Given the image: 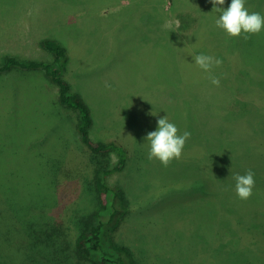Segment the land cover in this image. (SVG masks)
Segmentation results:
<instances>
[{
  "label": "rangeland",
  "instance_id": "1",
  "mask_svg": "<svg viewBox=\"0 0 264 264\" xmlns=\"http://www.w3.org/2000/svg\"><path fill=\"white\" fill-rule=\"evenodd\" d=\"M192 3L210 15L191 20L187 30L178 31L180 13L198 17ZM230 3L225 0L223 7ZM179 6L177 0H0V61L6 55L51 61L41 41L56 39L69 60L64 78L90 111L91 140L118 141L126 149V167L107 182L126 189L132 204L133 211L117 230L116 241L130 248L138 264H218L206 256L214 249L233 246L235 222L264 227V192L261 200L253 191L247 200L236 196L229 203L216 201L217 196L205 195L203 170L195 159L201 152L199 135L213 129L221 116L236 122L244 115L242 106L251 101L245 100L244 93L252 96L251 103L259 102L264 94V30L247 40L243 36L229 39L215 25L219 14L212 12L209 0H189L187 6ZM246 7L258 12L256 7ZM167 22H172L171 28L165 27ZM191 33L195 49L187 52L177 40L187 43L185 37ZM216 47L217 56L222 62L228 57L225 63L231 66L227 88L221 82L225 81L223 71L205 72L192 56L207 55ZM210 77L218 78L219 86ZM211 86L213 91L208 89ZM165 116L178 127V134L191 133L181 158L167 167L148 159L146 141L147 134L157 129L158 119ZM76 123L77 113L59 106L57 87L39 71L0 75V196L11 202V225L14 210L22 207L24 213V204L36 194L35 184L40 185L38 195L42 194L41 183L49 179L50 164L63 166L68 160L78 169L89 163L105 168L116 164L115 154L101 156L86 149ZM220 125L215 126L218 132ZM70 200H77L69 215L70 228L78 234L84 227L82 217L97 205L87 177ZM58 209L57 204L43 205L44 213L55 222H59ZM211 215L214 218L208 223ZM218 220L220 225L213 229L211 224ZM9 226L0 204V233ZM5 240L11 247L1 243L0 250L11 254V263L7 258L0 264L29 263V255L21 262L18 253L29 254L30 244L26 249L23 240L8 233ZM69 252L62 254L67 257ZM262 258L256 254L251 264H264Z\"/></svg>",
  "mask_w": 264,
  "mask_h": 264
},
{
  "label": "trees",
  "instance_id": "2",
  "mask_svg": "<svg viewBox=\"0 0 264 264\" xmlns=\"http://www.w3.org/2000/svg\"><path fill=\"white\" fill-rule=\"evenodd\" d=\"M177 1L179 7H183L187 6L189 0ZM246 5L251 6L249 8L256 7L257 11L263 15L264 0H246ZM191 9L198 10V17L193 18L184 12L180 13L178 31L187 30L191 20L198 21L207 14L206 12L203 13L200 5L198 8V5L192 3ZM147 20H151V16H147ZM203 22L204 20L200 24ZM201 32L200 30L199 33ZM185 38L187 40L189 38V42L185 43L180 38L177 40L178 46L182 47L183 50H188L187 52H190V49L194 50L193 42L190 39L195 37L191 33ZM41 46L51 55V61L25 60L6 55L0 61V75L13 70L39 71L42 73L50 83L57 87L59 106L77 113L76 131L80 142L92 153L101 156L115 154L117 162L110 168L93 167L89 163L82 169L71 167L68 160L65 163L67 167L65 164V166H61L57 162L50 164L47 166L49 185L47 184L48 181L41 183L42 194L38 195L37 191L40 185L35 184L36 190L34 192L36 194L30 195L32 200H29L28 204H24L25 212L23 213L22 207L16 211L12 207L14 210L13 218H15L12 224L13 228H11V202L6 200L3 195L0 196V204L6 210V217L10 219V226L3 228L2 233H0V244L2 243L4 248L6 246L11 247L5 240L7 233L23 240L26 249L29 248L30 244L29 254L27 252L18 253L21 262L23 257L29 255L30 264H138V260L135 259L130 248L116 241L117 230L133 211L132 204L129 203L126 189L118 186L112 187L107 182L110 175L121 172L126 167L128 162L127 151L118 141L113 140L104 143L91 140L89 136V128L92 124L90 111L81 96L71 91L70 83L64 78L66 65L69 61L65 47L52 38L43 39ZM218 51L219 49L216 47L210 52L206 51V53L220 59L217 56ZM192 56L196 55L192 54ZM223 60L224 62L220 66H213L212 68L224 72L225 81L222 80L221 82L226 85V82L230 81L231 75L227 72L231 66L225 63L228 57ZM225 87L229 86L226 85ZM208 89L214 90L213 86ZM247 95L244 93L245 100L250 99L252 101V96ZM251 101L244 102L242 111L240 110L241 113L244 112V115L237 118L236 122L225 121V117L222 118L221 116L214 122L213 129H208L206 134L197 137V144L200 146L201 152L199 153L200 156L195 159H199V166L203 170V178H201L202 181H205V195L211 198L217 196L214 199L216 201L221 199L223 202L228 201V203L233 201L236 198L233 177L236 174L243 175L249 169L255 173L253 191L260 194L257 197L258 200L262 198L261 193L264 192V94L261 95L259 102L253 100L255 102L251 103ZM260 103L261 105L258 106ZM220 123H222L219 126L221 132H218L215 130V126ZM231 142L235 144L230 145ZM84 177H87L94 187L97 205L82 217L84 227L76 234L70 228L69 210L71 206L76 204L77 200L69 201V199L75 196L78 184ZM2 190L3 194L6 195L4 189ZM178 190L183 191V189ZM185 190H190V188ZM68 191L71 195L65 196ZM44 204H48L49 207L56 204L59 206V222H55L53 216L44 213ZM209 208L212 207L209 206ZM207 218H209V223L214 215L207 216ZM235 224L237 235L233 237V246L222 250L214 249L206 256L207 260L218 264H251L256 254L264 256V227L253 228L250 227L249 223L235 222ZM219 225L220 220L211 224L213 229L214 226L218 227ZM224 228L230 232V227L224 226ZM215 232L218 231L215 230ZM65 250L70 251V255L67 257L62 254ZM10 256L11 254L6 255L0 250V260L8 258L11 263ZM29 263L26 262V264ZM196 264L202 263L196 262Z\"/></svg>",
  "mask_w": 264,
  "mask_h": 264
},
{
  "label": "clouds",
  "instance_id": "3",
  "mask_svg": "<svg viewBox=\"0 0 264 264\" xmlns=\"http://www.w3.org/2000/svg\"><path fill=\"white\" fill-rule=\"evenodd\" d=\"M209 2L213 5L212 12L219 14L215 25L223 30L229 39L243 36L247 40L264 30V15L259 12H249L246 0H231L227 8L223 7L225 0H209ZM165 27L171 28L172 22H167ZM194 61L205 72H209L213 66L222 64V60L205 54L196 55ZM210 79L213 85L219 86L218 78L210 77ZM106 87L111 86L106 84ZM157 125V129L146 136L149 144L148 159L158 160L164 167H167L173 159L181 158L183 148L191 133L184 131L183 134H178V127L169 122L167 116L159 118ZM254 177L255 173L251 169L243 175L236 174L233 177L235 193L240 200H247L252 196L255 187Z\"/></svg>",
  "mask_w": 264,
  "mask_h": 264
}]
</instances>
